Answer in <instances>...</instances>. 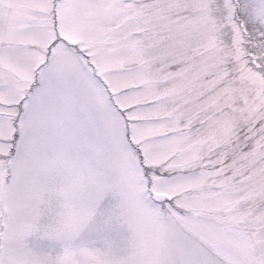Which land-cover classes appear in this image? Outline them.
<instances>
[{"label":"snow or ice","instance_id":"snow-or-ice-1","mask_svg":"<svg viewBox=\"0 0 264 264\" xmlns=\"http://www.w3.org/2000/svg\"><path fill=\"white\" fill-rule=\"evenodd\" d=\"M0 264H264V0H0Z\"/></svg>","mask_w":264,"mask_h":264}]
</instances>
